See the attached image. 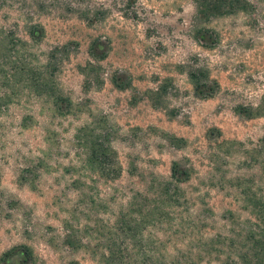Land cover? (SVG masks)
Here are the masks:
<instances>
[{"label": "rangeland", "instance_id": "374dc122", "mask_svg": "<svg viewBox=\"0 0 264 264\" xmlns=\"http://www.w3.org/2000/svg\"><path fill=\"white\" fill-rule=\"evenodd\" d=\"M0 264H264V0H0Z\"/></svg>", "mask_w": 264, "mask_h": 264}, {"label": "trees", "instance_id": "16d2710c", "mask_svg": "<svg viewBox=\"0 0 264 264\" xmlns=\"http://www.w3.org/2000/svg\"><path fill=\"white\" fill-rule=\"evenodd\" d=\"M211 6V5H210ZM206 6L205 7V9L206 10H210V8L212 7V8H218V6ZM211 8V9H212ZM92 54L95 56L96 54H98V55H96V56H98V57H100V58H102L103 56H104V52H98L96 49H95V47L93 46L92 47ZM190 76H191V78H192V81L194 82V85H195V88H196V90L199 92V83H201V81H200V78L199 77H197L196 75H195V73H193V72H191L190 73ZM43 84H46V85H44V86H47V83H43ZM44 88H46V87H44ZM177 167H178V164H174L173 166H172V169H173V174H175V172H176V169H177ZM186 173V172H185Z\"/></svg>", "mask_w": 264, "mask_h": 264}]
</instances>
